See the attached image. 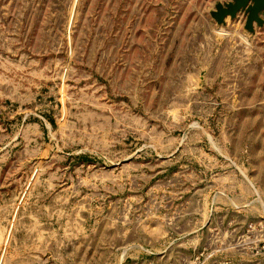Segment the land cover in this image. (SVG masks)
<instances>
[{
	"label": "rangeland",
	"instance_id": "374dc122",
	"mask_svg": "<svg viewBox=\"0 0 264 264\" xmlns=\"http://www.w3.org/2000/svg\"><path fill=\"white\" fill-rule=\"evenodd\" d=\"M264 226V0H0V264H248Z\"/></svg>",
	"mask_w": 264,
	"mask_h": 264
},
{
	"label": "built area",
	"instance_id": "2783aa9c",
	"mask_svg": "<svg viewBox=\"0 0 264 264\" xmlns=\"http://www.w3.org/2000/svg\"><path fill=\"white\" fill-rule=\"evenodd\" d=\"M246 235L248 236L247 250L250 257V260L247 261L248 264H264V226H253L248 229ZM202 257L201 253L197 258L190 259V264H204Z\"/></svg>",
	"mask_w": 264,
	"mask_h": 264
}]
</instances>
